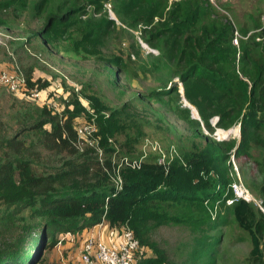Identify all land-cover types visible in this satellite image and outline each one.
Masks as SVG:
<instances>
[{
  "label": "trees",
  "instance_id": "1",
  "mask_svg": "<svg viewBox=\"0 0 264 264\" xmlns=\"http://www.w3.org/2000/svg\"><path fill=\"white\" fill-rule=\"evenodd\" d=\"M29 1H37L39 15L55 2L0 0V29L10 28L9 16L28 9ZM106 1L120 0H61L32 38H41L46 45L69 40L76 51L93 48L95 31L104 29V35H108L112 23L107 21L106 26L97 28L88 24L81 29L80 17L86 16L90 8L95 14L101 13ZM137 1L130 0V6ZM140 1L135 9L144 11L143 15L149 17L144 18L145 22L151 26L159 9L147 5V1L152 4L155 0ZM211 10L207 0L175 4L169 19L171 27H151L146 43L154 46L163 36L173 40L169 50L178 65L179 82L204 84L218 95L208 102L202 98L197 101L185 90L186 100L199 113L201 120L197 121H202L211 133L208 115H217L216 126L220 127L238 121V143L230 146L226 141L206 140L186 154L176 149L177 156L168 167L157 164L158 156L150 154L139 169L117 171L115 158L141 155H136L140 136L131 133L132 129L140 130L139 119L131 116L128 108L110 109L94 94L71 88L61 113L12 96L9 111L0 114V264H41L42 254L57 245L59 236L79 233L102 221L109 230L131 232L139 246L137 264H174L156 241L155 233L163 227L184 225L186 214L200 218L193 222L195 226L205 225L207 217L214 222L221 217V221L232 220L249 238L245 263L264 264L263 211L243 200L226 205V200L232 198L229 186L234 180L231 156L250 160L252 149L264 147L260 140L264 118V26L251 17L253 33L247 37L248 30H240V36L247 38H242L236 48L232 41L236 31L230 21L216 20L202 27L206 17L212 15ZM195 27H202L201 35L193 41L185 38V33ZM75 33L79 39H74ZM238 50L240 70L236 69ZM105 62L114 67L122 63L117 56ZM22 76L27 91H43L49 86L46 80L33 79V68L25 69ZM63 86L67 89L65 83ZM175 93L174 88L163 89L141 99H172ZM173 112L190 128L187 111L176 108ZM78 119L95 126L91 146L78 138ZM190 129L196 134L200 130L199 126ZM257 168L261 183L256 194L264 209V160ZM117 177L121 180L119 188L113 180ZM216 202L221 210L212 219L210 213Z\"/></svg>",
  "mask_w": 264,
  "mask_h": 264
},
{
  "label": "rangeland",
  "instance_id": "2",
  "mask_svg": "<svg viewBox=\"0 0 264 264\" xmlns=\"http://www.w3.org/2000/svg\"><path fill=\"white\" fill-rule=\"evenodd\" d=\"M181 1L183 0H155L152 4L147 1L148 6L159 9V15L152 22L153 26L145 22L144 18L149 17L143 15V10L135 9L141 4L140 0L133 6H130V0L106 1L99 14L93 13V9L90 8L86 16L80 17L81 29L88 24L96 28L100 25L106 26L107 21L111 22L112 26L108 35H104V29L95 31L93 48L87 46L78 48L77 51L72 49V42L69 40L46 45L41 38H32L33 32L42 29L45 17L61 0H55L52 8L46 9L40 15L38 13L40 11L36 10L37 1H29L28 9L9 16L10 28L0 29V75L7 73L23 78V71L33 68V79L46 80L49 86L43 91L37 89L27 91L26 96L21 98L12 95L0 83V114L5 115L9 111L11 105L9 98L12 96L21 101L47 106L55 113H61L64 108L63 102L68 98L71 88L75 89V92L81 90L85 94H94L110 109L126 107L131 116L138 117L140 130L138 132L135 129L131 130L132 134L140 136L136 155L141 152V146L148 141L158 143L164 151L168 147H174L181 154H186L206 140L217 142V132H220L218 133L220 142L226 141L230 146L237 144L240 140L238 121L220 127L216 126L219 117L208 115V123L213 127L212 133L205 129L202 121V124L198 122L201 120L197 119L199 113L186 100L185 90L195 96L197 101L202 98L208 102L218 95L204 84L190 82L183 85L179 82L176 74L178 65L172 61L169 50L173 40L163 36L154 46L146 43L151 27L158 30L171 27L169 20L171 12L174 5ZM211 7L212 15L206 17L202 27H208L216 20H228L239 35L240 30L247 29L249 36L253 33L251 17L264 26V0H218ZM202 27H195L186 32L185 38L195 40L201 35ZM74 35V39L80 38L78 33ZM240 40L238 39V46H233L239 48ZM180 41L182 46L186 44L184 39ZM92 51H95V54H92ZM187 52H190V49ZM240 54L241 51L238 50L237 70H240L242 65ZM116 56L122 61L118 67L105 62L108 57ZM170 88L177 90L172 99L156 96L149 101L141 99L142 96ZM80 100L88 109V104L83 99ZM176 108L188 112L185 116L189 118L190 128L199 126L198 133H201V136L197 137L198 133L190 129L181 116L175 115L173 109ZM84 121V119L75 121L77 132L83 130ZM224 134L226 135L222 139L221 136ZM260 140L264 141V118ZM115 146L119 148L117 144ZM117 159H114L115 162ZM263 160L264 147L257 146L250 151V160L234 159L233 165L231 162L232 169L238 170L239 180L259 204L256 191L261 181L257 164H261ZM233 177L238 180L236 175ZM220 210L218 206V213ZM178 214L181 216V211ZM213 216L215 215L211 214L212 219ZM222 218L214 222L207 217L205 225L195 226L193 222L200 221V218L194 214H186L183 216L184 225L160 228L155 233V239L174 264H246L245 259L250 251L248 236L241 232L232 220L226 218L221 221ZM225 221L228 222L223 223ZM35 246L36 244L33 249ZM78 248L77 246L71 251ZM78 251L72 257L77 256ZM50 256L48 253L44 255L45 260L55 264ZM77 261L78 256L73 263L77 264Z\"/></svg>",
  "mask_w": 264,
  "mask_h": 264
},
{
  "label": "built area",
  "instance_id": "3",
  "mask_svg": "<svg viewBox=\"0 0 264 264\" xmlns=\"http://www.w3.org/2000/svg\"><path fill=\"white\" fill-rule=\"evenodd\" d=\"M207 1L210 5H215L218 0ZM242 38L244 37H241L237 32H235L233 45L238 46V39ZM0 83L5 86L11 94L17 97L20 96L21 98H24L26 96L27 90L24 86L25 81L22 77L19 78L13 74L4 73L0 75ZM32 96L37 97V95ZM95 131L96 129L94 125L85 124L83 130L78 131L77 135L79 140L89 142L91 146V138ZM218 133L219 132L216 133V136H218V138H216L217 141H219L220 139ZM225 135L226 134L221 136L222 139ZM149 154H156L158 156L156 159L157 164L162 165L164 167H168L172 160L177 156L176 149L174 147H171L167 152H165L158 143L148 141L144 144L143 147L141 146V155L138 158L130 159L128 157H123L119 159L116 162L117 171H119L120 168H129L131 170L139 169L141 163L148 157ZM98 155L101 156V152H98ZM231 162L233 165V156H231ZM233 175H236L238 180L234 179L229 186L230 191L232 193V198L226 200V205L230 206L233 204V202H236L237 200H243L247 203H254L258 206L261 211H263L259 202L254 199V197L239 180L240 178L237 169L233 170L232 176ZM113 180L116 188H119L121 184L120 178L117 177ZM217 208L218 202H216V204L214 205L211 214L216 216ZM215 216H213V219L215 218ZM106 231H113L114 233H118L117 243L115 245H109L105 243L103 233ZM138 252V242L133 238L131 232L124 229L120 231V233L114 230H109L106 223L102 221L93 228H90L89 235L83 240L80 251L78 253L77 264H137L138 260L136 258V255Z\"/></svg>",
  "mask_w": 264,
  "mask_h": 264
},
{
  "label": "crops",
  "instance_id": "4",
  "mask_svg": "<svg viewBox=\"0 0 264 264\" xmlns=\"http://www.w3.org/2000/svg\"><path fill=\"white\" fill-rule=\"evenodd\" d=\"M89 233L90 229H85L76 234H64L59 236V242L57 243V245L53 249L45 251L43 253V264H52V262H47L44 258V255H46L47 253L51 255V259H54L55 264L73 263L74 259H76L78 256L83 240L89 235ZM103 238L105 243L109 245H115L117 243V236L113 231L104 232ZM77 246L79 248L72 252L71 250H74V248H76ZM76 251H78L77 256H75L76 258L72 257V255Z\"/></svg>",
  "mask_w": 264,
  "mask_h": 264
},
{
  "label": "water",
  "instance_id": "5",
  "mask_svg": "<svg viewBox=\"0 0 264 264\" xmlns=\"http://www.w3.org/2000/svg\"><path fill=\"white\" fill-rule=\"evenodd\" d=\"M197 115V114H196ZM196 118V117H195ZM197 119H199V117L197 118Z\"/></svg>",
  "mask_w": 264,
  "mask_h": 264
},
{
  "label": "clouds",
  "instance_id": "6",
  "mask_svg": "<svg viewBox=\"0 0 264 264\" xmlns=\"http://www.w3.org/2000/svg\"><path fill=\"white\" fill-rule=\"evenodd\" d=\"M220 133V132H219Z\"/></svg>",
  "mask_w": 264,
  "mask_h": 264
}]
</instances>
